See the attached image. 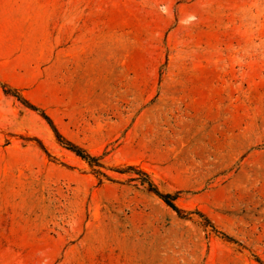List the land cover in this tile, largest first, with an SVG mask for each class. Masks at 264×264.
Returning a JSON list of instances; mask_svg holds the SVG:
<instances>
[{
    "label": "rangeland",
    "instance_id": "1",
    "mask_svg": "<svg viewBox=\"0 0 264 264\" xmlns=\"http://www.w3.org/2000/svg\"><path fill=\"white\" fill-rule=\"evenodd\" d=\"M0 264H264V0H0Z\"/></svg>",
    "mask_w": 264,
    "mask_h": 264
},
{
    "label": "trees",
    "instance_id": "2",
    "mask_svg": "<svg viewBox=\"0 0 264 264\" xmlns=\"http://www.w3.org/2000/svg\"><path fill=\"white\" fill-rule=\"evenodd\" d=\"M25 103H27V102H25ZM28 105L32 109H37L36 106H34L32 104H28ZM42 116L53 127V130L55 131L57 137L60 138V136H59L58 132L56 131L55 127L52 125L51 119L48 117V115L45 114L44 112H42ZM65 145H66V147L68 149H70L71 151H73L76 155H78L81 158L87 160L88 162H94V161H96V158L94 156H90L89 154H87L86 152H84L78 146H76V145H74L72 143H69V142H66ZM148 188H149V190H151L154 193H156L170 208H172L174 211H176L179 214L181 213V210L172 202V197L169 194H162V193L158 192L151 182H148Z\"/></svg>",
    "mask_w": 264,
    "mask_h": 264
}]
</instances>
